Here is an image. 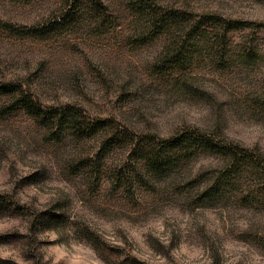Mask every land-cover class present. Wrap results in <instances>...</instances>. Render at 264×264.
I'll list each match as a JSON object with an SVG mask.
<instances>
[{
  "label": "rangeland",
  "instance_id": "1",
  "mask_svg": "<svg viewBox=\"0 0 264 264\" xmlns=\"http://www.w3.org/2000/svg\"><path fill=\"white\" fill-rule=\"evenodd\" d=\"M128 1L102 0L108 18L81 12L40 40L5 24H42L69 7L65 0H0V80L22 84L48 107L109 118L135 140L156 138L154 148L190 129L264 153V65L215 70L201 62L179 80L158 76L167 38L136 44ZM161 2L264 22V0ZM235 35L264 54V29ZM186 79L202 94L188 92ZM46 135L24 112L0 115V195L14 200L0 209V264H264V202H243L251 191L244 180L217 189L218 155L200 152L155 173L145 166L143 181L126 189L113 182L143 165L136 142L119 140L98 159L101 139ZM205 191L212 196L199 204Z\"/></svg>",
  "mask_w": 264,
  "mask_h": 264
},
{
  "label": "trees",
  "instance_id": "2",
  "mask_svg": "<svg viewBox=\"0 0 264 264\" xmlns=\"http://www.w3.org/2000/svg\"><path fill=\"white\" fill-rule=\"evenodd\" d=\"M62 14L53 16L44 23L31 27H19L6 23L8 30L15 34H24L40 40L49 39L62 28L72 24L81 12H92L98 18L107 17V7L102 0H65ZM127 8L134 15L136 26V44H148L159 36L167 38L166 45L154 64L156 75L179 80L188 76L189 68L201 62L211 65L215 70H225L234 65L252 67L264 65V54L256 53L249 47V41L238 40L239 32L256 26L264 29V22H255L241 18H231L218 12L199 13L184 7L166 5L161 0H129ZM246 39L247 36H243ZM247 40V39H246ZM187 91L194 96L202 94V89L189 83ZM24 112L47 130L49 141L62 142L66 138L82 140L85 138L101 139L96 157L101 159L109 147L119 140L136 142L139 161L128 169L127 178L116 177L113 185L129 189L133 183H141L142 169L146 166L155 173L170 164L179 163L189 156L200 152L218 155L222 168L218 170L219 185L217 189L231 190L239 181L248 183L251 191L246 193L243 202L261 204L264 202V153L259 148L246 147L239 142L221 138V135H209L200 130H184L168 139H162L161 147H152L155 139L148 136L135 140L129 132L119 130L109 118L90 119L71 104L61 107H48L41 103L27 87L20 83L0 80V115ZM113 146V145H112ZM169 151L172 155H168ZM87 164V163H83ZM121 180H124L122 183ZM120 182V183H118ZM115 187L117 190L118 187ZM216 189V190H217ZM215 193V192H214ZM212 191L203 192L199 204L208 202ZM14 200L6 194L0 195V209L10 207ZM93 238V237H90ZM93 246L99 250V245ZM125 264H147L132 258Z\"/></svg>",
  "mask_w": 264,
  "mask_h": 264
}]
</instances>
